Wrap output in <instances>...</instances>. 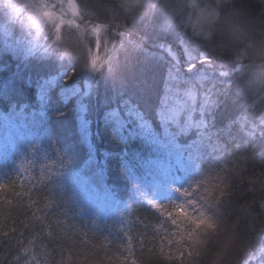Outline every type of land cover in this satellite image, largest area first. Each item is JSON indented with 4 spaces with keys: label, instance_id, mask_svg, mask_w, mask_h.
Instances as JSON below:
<instances>
[{
    "label": "trees",
    "instance_id": "obj_1",
    "mask_svg": "<svg viewBox=\"0 0 264 264\" xmlns=\"http://www.w3.org/2000/svg\"><path fill=\"white\" fill-rule=\"evenodd\" d=\"M224 7L226 26L264 22V0ZM136 32L134 53L94 77L0 37V264H165L149 225L189 187L230 219L244 211L264 125L236 92L231 42L193 39L159 12ZM247 234L242 264H264V215Z\"/></svg>",
    "mask_w": 264,
    "mask_h": 264
},
{
    "label": "clouds",
    "instance_id": "obj_2",
    "mask_svg": "<svg viewBox=\"0 0 264 264\" xmlns=\"http://www.w3.org/2000/svg\"><path fill=\"white\" fill-rule=\"evenodd\" d=\"M231 0H0V37H12L25 57L53 58L69 65L76 63L85 76L104 74L120 56L134 53L143 37L136 25L162 13L193 39L207 42L224 33L234 49L236 92L248 100L264 125V22L233 17L224 5ZM264 136V129L257 128ZM251 198L240 202L244 211L230 219L216 203H209L202 187H189L183 199L165 203L172 211L149 226L152 243L166 244L157 257L165 264H242L249 246L247 222L250 216L264 215V169L243 178ZM197 203L200 207H197ZM160 204V205H165ZM259 205V213L253 210ZM189 217H207L196 225ZM174 229V231H169ZM151 251V250H150ZM136 264V262H135Z\"/></svg>",
    "mask_w": 264,
    "mask_h": 264
},
{
    "label": "snow or ice",
    "instance_id": "obj_3",
    "mask_svg": "<svg viewBox=\"0 0 264 264\" xmlns=\"http://www.w3.org/2000/svg\"><path fill=\"white\" fill-rule=\"evenodd\" d=\"M188 219H193L194 220V218H192V217H189ZM195 223L199 224V223H202V221H195Z\"/></svg>",
    "mask_w": 264,
    "mask_h": 264
}]
</instances>
